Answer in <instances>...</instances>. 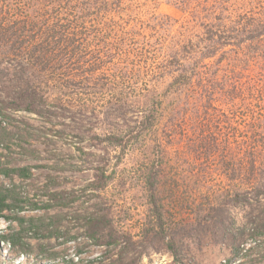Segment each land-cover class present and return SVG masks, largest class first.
Masks as SVG:
<instances>
[{
  "label": "rangeland",
  "instance_id": "374dc122",
  "mask_svg": "<svg viewBox=\"0 0 264 264\" xmlns=\"http://www.w3.org/2000/svg\"><path fill=\"white\" fill-rule=\"evenodd\" d=\"M36 2L38 12L23 9L20 16L37 19L34 30L21 32L24 40L59 44L34 65L23 94L9 85L13 77L0 81L4 160L31 173L1 177L0 183L27 199L18 217L33 218V225L55 220L65 235L32 238V229L15 249L0 242V264H107L117 249L87 239L84 220L93 215L115 236L125 232L139 243L156 224L147 182L153 172L161 181L154 197L182 263H264V234L248 237L251 220L264 221V185H232L229 177L231 169L237 178L249 168L250 152L261 151L264 159V39L231 33L251 13L264 18V0H36L34 7ZM190 7L189 17L184 10ZM211 43L215 56L204 60ZM183 71L192 75V85L173 82ZM195 89L208 92L193 105ZM31 91L50 117L15 110ZM151 110L158 113L154 126L131 142L106 139L136 127ZM103 182L101 189L91 188ZM3 215L0 236L17 231L6 218L14 213ZM53 254L58 256L49 258ZM173 260L159 240L139 264Z\"/></svg>",
  "mask_w": 264,
  "mask_h": 264
},
{
  "label": "trees",
  "instance_id": "16d2710c",
  "mask_svg": "<svg viewBox=\"0 0 264 264\" xmlns=\"http://www.w3.org/2000/svg\"><path fill=\"white\" fill-rule=\"evenodd\" d=\"M34 1L36 0H18L14 1V3L11 0H3L0 1V81L3 80V78L8 79L9 77H13L12 84L9 83V85L13 88L14 91H20L19 94H23L27 91L28 86L27 84H30V80L32 78L31 71L34 65L42 61L43 58H46L47 55H49L48 51H53L57 48L58 42H55L54 45H42V44H34L33 42H27L24 40V37L22 36V31L26 28H30L31 30H34L37 19L35 16L31 17H20L24 14V10L26 9L28 12H32L35 14L38 7V3L36 2V5L34 7ZM17 8V9H16ZM24 9V10H23ZM11 11L13 12V15L15 16L12 19ZM194 12V9L188 8L187 10H184V15H189L190 13ZM250 15L252 17H250ZM247 21H245L241 27V29L238 31H235V28L233 27L231 29L232 34L239 35H245L247 38H250L252 40H260L264 39V18L263 16H254L253 13H251ZM190 17V15H189ZM195 17V16H193ZM239 22V21H238ZM208 32H211L209 30ZM18 34V35H17ZM8 36V37H7ZM231 36V35H230ZM16 39H15V38ZM212 42V41H209ZM261 43V42H260ZM68 46V45H65ZM197 46V45H196ZM195 46V47H196ZM223 46V45H222ZM229 46V44H227ZM234 46V45H233ZM206 47V53L204 55V60L212 58L215 56V46L213 43L205 45ZM51 48V49H50ZM179 47L176 48V51L174 53H177L179 51ZM51 51V52H52ZM173 53V55H174ZM178 54V53H177ZM177 57L178 55H174ZM64 57V55H63ZM9 60L7 62L6 60ZM61 60H65L63 58H60ZM173 59V58H172ZM203 60V61H204ZM172 61V60H171ZM176 63L180 62V59H175ZM181 63V62H180ZM197 64V61L195 62ZM182 66H186V64H183ZM211 67V66H210ZM207 69L204 70V73L207 74ZM194 70H192L193 72ZM189 73L183 71V73L179 72L173 78V82H181L179 85L185 84L186 86H190L193 84L192 78L189 79ZM192 76V75H190ZM28 83L24 82L25 78H27ZM25 85H24V83ZM208 91H202L201 89H195L194 92L191 93V101L190 103L193 105H196L195 101L197 98L201 100L203 93L207 94ZM34 92L31 91L29 94V99L26 102V105L21 107L17 106L15 107V110H26L28 112L34 113L38 116L50 117V113H45V111L39 110L40 105H44L45 102H43V99H36L33 95ZM194 100V101H193ZM37 101V102H36ZM36 102V103H35ZM0 105H3V102L0 101ZM143 117L140 121L135 122L134 128L131 129H122L121 131L116 133H111L106 136V139L111 142H115L117 144H120L122 142L128 143L131 142L135 137L139 136L140 132L149 128H152L154 126L155 120L157 119V111H149L147 114L145 112L142 113ZM108 115H106L105 118H107ZM6 115L4 113V107H0V119L4 120L6 119ZM105 120V119H104ZM107 124L110 122L106 120ZM5 132L6 128L2 126V121H0V178H9L13 179V176H16L17 178L25 179L30 176V168L29 167H9L8 163L4 160V154L2 151L8 150L6 147V138H5ZM16 134V133H15ZM20 139H25L24 135L20 137ZM113 144V143H111ZM5 146V147H4ZM123 146V145H122ZM120 145V147L122 148ZM126 146V145H124ZM123 146V147H124ZM7 148V149H5ZM262 152L261 151H252L249 153V168L245 170L244 173H239L238 177L235 178V171L234 169H231V173L229 175L232 182H235V184L232 185H238L240 182V185H264V159L261 158ZM261 155V156H260ZM97 181H100L99 179ZM147 182L149 185V194H150V202L153 205V218L155 219L156 224L153 226L150 230H145L141 233L140 239L141 241L136 242L133 240L132 235L127 234L125 232H120V235L117 236L112 234L114 231L113 228L108 224L103 226V220L97 217H94L93 215L91 217L85 218L84 222V231L85 236L87 239H90L94 241L96 245L99 246H110L112 249L116 251L117 253L110 252V256L104 259V262H107V264H139V261L142 259V254L146 250L148 246H151L155 241L159 240L163 242V245L166 249V251L169 252V254L174 259L173 262L175 264H185L182 263L181 259L179 260V251L178 247H176V243L174 238L170 237V233L167 234L166 228L163 224V217L159 211V206L156 203L155 197H154V185L155 183H160L161 181L157 178L156 173L154 172L152 174H149L147 177ZM231 182V183H232ZM105 182L101 183V185H91V188L93 190L101 189ZM237 183V184H236ZM3 184L0 183V216L4 213L10 212L14 213V216L11 218L6 217L12 221H14L19 228L17 231H12L9 234H6L4 236H0V242H5L7 245L15 249L16 246L21 242V239H23V236L30 232V230L35 229L32 238H40V239H60L62 236H64V233H60L59 227L55 226L56 221H51L48 224H43L41 222L39 225H33L34 219L29 218L25 219L23 217H18L17 214L24 211V204L28 201L27 199H23L19 194L15 191V187L11 188H5L2 186ZM260 191V189H259ZM261 192V191H260ZM264 194V191L261 192ZM29 208L35 209L36 205H31L29 203ZM199 214L196 213L194 219H197ZM193 220V219H192ZM26 223V226L24 227V224ZM253 223V227L249 229L250 233L248 235L249 238L253 239L257 235H263L264 234V221L260 222L258 219L257 223H255L254 219L251 220V225ZM45 227L43 231L40 232L41 228ZM242 230V229H241ZM226 234H234V237H236V233L232 229H226ZM74 238V237H72ZM70 238V239H72ZM69 239V240H70ZM117 244V247H116ZM136 248L138 251H136ZM232 250L238 251V248L236 245H232ZM113 251V252H115ZM56 254L50 255L49 258L54 259ZM116 256V257H113ZM65 264L71 263V261H63ZM231 259L225 260V263H230ZM256 264H264L261 262H257Z\"/></svg>",
  "mask_w": 264,
  "mask_h": 264
}]
</instances>
